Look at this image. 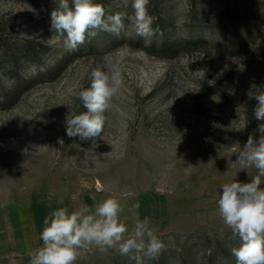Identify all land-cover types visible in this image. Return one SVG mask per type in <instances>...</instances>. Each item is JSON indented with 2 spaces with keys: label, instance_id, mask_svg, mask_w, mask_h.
Returning <instances> with one entry per match:
<instances>
[{
  "label": "rangeland",
  "instance_id": "1",
  "mask_svg": "<svg viewBox=\"0 0 264 264\" xmlns=\"http://www.w3.org/2000/svg\"><path fill=\"white\" fill-rule=\"evenodd\" d=\"M94 2L109 15L133 11L131 0ZM57 3L0 0V95L16 90L0 105V264H30L54 210L109 197L123 208L126 238L138 216L164 242L144 264H237L231 248L241 242L217 201L223 184L256 174L235 153L259 135L264 0H150L159 28L150 43L125 19L119 37L100 32L75 51L50 30ZM105 60L125 82L104 131L70 138L65 118L86 111L78 93ZM132 255L90 245L75 264H136Z\"/></svg>",
  "mask_w": 264,
  "mask_h": 264
},
{
  "label": "clouds",
  "instance_id": "2",
  "mask_svg": "<svg viewBox=\"0 0 264 264\" xmlns=\"http://www.w3.org/2000/svg\"><path fill=\"white\" fill-rule=\"evenodd\" d=\"M149 4L150 0H131V15L120 12L109 15L104 6L94 0H71V3L58 0L50 14V30L63 39L68 51H75L100 32L119 37L126 29L124 21L127 19L128 30L150 43L159 28L153 27L155 17L149 13ZM124 82L122 69L112 61L105 60L94 68L90 87L78 93L86 111L69 113L65 118L67 136H78L81 140L99 137L104 131L105 113ZM254 99V117L261 122L256 129L258 138L249 135L235 154L241 168H254L256 174L247 183L233 179L223 184L217 201L225 226L231 230L232 237L241 242L239 247L231 248L237 264H264V91ZM60 143L63 144V140ZM134 207L139 208V205ZM122 211L119 200L114 197L104 199L94 208L54 210L43 220L42 246L30 253V264H75L79 250L90 245L118 248L125 256L136 253L130 257L136 264H144V258L157 259L166 246L150 227L151 221L137 216L126 238L129 229L121 219Z\"/></svg>",
  "mask_w": 264,
  "mask_h": 264
},
{
  "label": "trees",
  "instance_id": "3",
  "mask_svg": "<svg viewBox=\"0 0 264 264\" xmlns=\"http://www.w3.org/2000/svg\"><path fill=\"white\" fill-rule=\"evenodd\" d=\"M14 92L16 91V90H13ZM14 92H13V95H12V93L10 94V93H3V94H1L0 95V105H6V104H8L12 99H13V96H14Z\"/></svg>",
  "mask_w": 264,
  "mask_h": 264
}]
</instances>
